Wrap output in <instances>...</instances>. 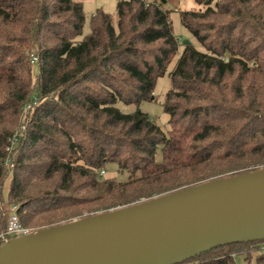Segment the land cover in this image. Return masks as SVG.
<instances>
[{
  "label": "trees",
  "instance_id": "1",
  "mask_svg": "<svg viewBox=\"0 0 264 264\" xmlns=\"http://www.w3.org/2000/svg\"><path fill=\"white\" fill-rule=\"evenodd\" d=\"M85 1L0 0V234L6 207L39 230L264 169V0L115 1L82 37ZM172 12L203 51L179 44ZM175 57L166 131L115 108L153 101ZM110 165L125 181L100 175ZM262 243L181 264H264Z\"/></svg>",
  "mask_w": 264,
  "mask_h": 264
},
{
  "label": "water",
  "instance_id": "2",
  "mask_svg": "<svg viewBox=\"0 0 264 264\" xmlns=\"http://www.w3.org/2000/svg\"><path fill=\"white\" fill-rule=\"evenodd\" d=\"M243 242H264V169L29 232L0 264H181Z\"/></svg>",
  "mask_w": 264,
  "mask_h": 264
},
{
  "label": "rangeland",
  "instance_id": "3",
  "mask_svg": "<svg viewBox=\"0 0 264 264\" xmlns=\"http://www.w3.org/2000/svg\"><path fill=\"white\" fill-rule=\"evenodd\" d=\"M84 13L86 16L85 24L83 27V35L86 36L90 32L89 28V19L92 11L96 9H102L103 11L109 13L112 17H115L116 13V4L117 2L113 0H86L85 2ZM179 4V5H178ZM177 7L182 11H193L198 10L199 7L192 0H181L179 1ZM167 8L173 10V5L168 2ZM170 21L172 23L173 33L175 37L179 40V44L182 45L185 41L191 42L198 50L203 51L196 43V41L191 37V35L182 27L180 23L179 14L176 12L170 13ZM179 52L181 51V47L179 46ZM177 57L173 59L171 64L169 65L166 74L159 78L156 82L154 88V100L153 101H143L139 105H125L123 103H117L115 108L125 114L135 113L136 111H140L142 113L147 114L155 123L161 128V130L166 131L168 129L167 121L168 116L164 114L162 105L164 103L165 95L169 91L171 84L169 79V72L173 69L176 63ZM37 67L33 68V74L36 75ZM17 131V130H16ZM157 161H160V152H157ZM104 177H114L119 182L125 181L127 175L125 173H119L117 171L116 166L110 165L104 169ZM9 211L12 207H6ZM29 232L36 231L37 228H28ZM264 254V253H263ZM260 256L259 253L253 254L251 260H246L245 257L240 256L236 257V264H257L256 258Z\"/></svg>",
  "mask_w": 264,
  "mask_h": 264
},
{
  "label": "built area",
  "instance_id": "4",
  "mask_svg": "<svg viewBox=\"0 0 264 264\" xmlns=\"http://www.w3.org/2000/svg\"><path fill=\"white\" fill-rule=\"evenodd\" d=\"M114 1H120V0H114ZM175 1H180V0H175ZM36 60L33 58L32 62H35ZM30 108V105H27L26 110ZM22 130V129H20ZM14 140L16 139L15 136L13 138ZM11 148L8 149L10 151ZM9 161L7 160L5 162V165L8 166ZM100 175H104V171L100 172ZM29 233V230L24 229L20 226L19 220L16 214V207H12L10 209V214L8 218V224H7V230L4 233L0 234V245L10 241L13 238L22 236L24 234ZM260 252L264 253V243L260 244Z\"/></svg>",
  "mask_w": 264,
  "mask_h": 264
},
{
  "label": "crops",
  "instance_id": "5",
  "mask_svg": "<svg viewBox=\"0 0 264 264\" xmlns=\"http://www.w3.org/2000/svg\"><path fill=\"white\" fill-rule=\"evenodd\" d=\"M87 1H88V0H87ZM180 1H181V0H180ZM85 2H86V1H85ZM85 2H84V4H83V9H85V5H86ZM168 2H170V3L173 5L174 8H176V7L179 5V4H178L179 1H175V0H167V3H168ZM177 4H178V5H177ZM92 12H94V11H92Z\"/></svg>",
  "mask_w": 264,
  "mask_h": 264
}]
</instances>
